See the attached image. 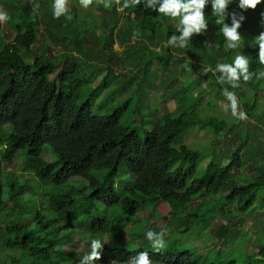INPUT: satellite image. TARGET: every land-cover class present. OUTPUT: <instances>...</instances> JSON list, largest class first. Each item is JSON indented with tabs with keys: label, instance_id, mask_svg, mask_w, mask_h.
<instances>
[{
	"label": "trees",
	"instance_id": "16d2710c",
	"mask_svg": "<svg viewBox=\"0 0 264 264\" xmlns=\"http://www.w3.org/2000/svg\"><path fill=\"white\" fill-rule=\"evenodd\" d=\"M158 1L154 5L156 9L163 3ZM41 3L42 0L25 3L24 0H0V12L5 13L6 27L15 34L14 41L0 49V153H5L4 158H0V264H137L141 252H147L152 264H209V261H214L210 264H264V248L259 249L258 254L242 253L238 258L232 255L233 251L215 250L212 251L215 258L211 260L212 253L201 257L176 246L154 249L158 251L149 253L151 245L146 243L137 247L133 238L130 242L122 239L129 221L147 206H151L153 212L162 204H169L175 219L190 218L195 224L200 219L186 215V211L192 204H197L198 214L205 212L208 223L215 209L208 211L209 206L198 203L207 195H215L218 191L226 193V201L222 202L219 197L216 201L223 206L235 203L236 214L232 211L223 214L234 219L244 215L259 197L264 196L263 171L244 178V184H239L233 173L245 165L243 152L250 148L247 140L242 142L239 135L234 136L235 148L228 156V164H222L225 154L213 151L206 172L197 176L202 156L182 145V136L201 127L212 133V146H215L221 135L231 131L233 125L220 117H202L197 110L191 109L197 100L193 93L185 91L176 95V110L159 119L156 132L146 131L144 137H140L134 128H125L121 124L128 110L144 119L139 107L129 108L123 101L112 112L93 113L95 90L92 78L95 74L92 72L99 71L94 61L100 60L96 59L92 47L82 46L88 37L90 44H98L101 51L110 53L106 58L110 62L113 56H118L114 51L115 36L121 45H125L134 37L129 33L133 29L134 34L139 33L140 41L148 40L156 45L157 36L170 34L173 29L171 21L184 27L180 21L187 13L182 12L173 19L145 8L147 0H141L139 5H132L129 0V6L123 9V23L128 31L120 23V14L115 23L110 24L108 34L101 37L98 32L102 27L83 28L76 16L59 20L40 17L35 10L42 7ZM229 4H234V0ZM259 6L264 13V0ZM202 11L207 29L216 30L214 58L206 61L195 55L192 57L195 62L185 65L188 52L182 47L178 55L166 48L156 55L164 65H177L176 73L200 70L219 94L226 93V89L235 93L236 88L228 83V74L215 71L220 63L235 67L229 59L225 60L227 38L221 32L223 23H217L219 17L212 12V0H207ZM112 12L121 13L115 7ZM233 13L237 20L245 17L241 20L243 24H254L260 17L250 9H229L227 5L225 23L229 27L232 26ZM161 30L166 32L161 33ZM182 34L177 36L178 39ZM44 36L50 42L44 41ZM191 37L201 39L202 34L193 33ZM3 39L0 20L1 44ZM58 45L69 46L79 54L78 57L54 58L48 49ZM258 52L259 43L246 50L247 74L250 76L247 82L237 69L238 86L248 87L252 92L253 101L240 93L245 115L252 119L257 107L254 99L264 93V64L259 62ZM28 55L33 61H26ZM198 61L206 66H200ZM66 62L73 63L75 68L66 70ZM107 72L111 78L109 84L119 79L113 70L107 68ZM87 90L91 91L89 95ZM256 122V128H261L262 132L264 120L259 116ZM255 145L262 149L261 142ZM45 149L55 157L54 162L51 159L46 161ZM17 159L24 162L23 174L5 172L4 163ZM123 165L128 167L132 180L117 187L119 169ZM94 174H100L101 178L94 177ZM32 179L37 183L34 184ZM73 180L82 182L84 188L72 183ZM37 197L43 203L36 208ZM33 212L34 219L26 223L25 218ZM82 226L86 229L82 240L85 245H90V252L91 241H101L102 247L97 249L101 256L99 260L79 259L77 250L65 253L59 250L60 243L75 240L76 229ZM149 230L151 227H145L144 232L138 229L135 238L144 239ZM170 240L172 238L167 241ZM51 252L59 257L53 259Z\"/></svg>",
	"mask_w": 264,
	"mask_h": 264
},
{
	"label": "rangeland",
	"instance_id": "374dc122",
	"mask_svg": "<svg viewBox=\"0 0 264 264\" xmlns=\"http://www.w3.org/2000/svg\"><path fill=\"white\" fill-rule=\"evenodd\" d=\"M32 2L34 0H24L25 2ZM49 1V2H46ZM42 0V7L35 10L40 17L49 18L53 20H59L62 17L76 16L78 22L83 28L95 29L102 27L98 34L102 37L108 34V30L119 18L120 23H123V17L125 15L124 10L121 13L112 12V8L125 9L123 7L125 0H120L119 4L116 0H108L110 7L105 8L104 4L100 0H93L92 4L87 8L83 7L80 0H66L67 11L60 15L59 18L54 15V5L56 0ZM15 2V1H14ZM158 2H163L160 0ZM115 5V6H114ZM239 0H234V4H228L229 9H238ZM262 6H259L255 10H251L254 14H260L259 18H256V22L243 24L241 20H237L241 27L237 30L241 36L239 42L232 41L233 44L238 45L235 49L227 47L228 40L225 42V49L227 51L226 61L228 59L233 64L236 56L242 54L246 58V50L250 47L257 46L258 42L256 38L264 32L262 28L264 23V17H261ZM241 9V8H239ZM111 10V11H110ZM244 10V9H241ZM0 13L4 14L3 11ZM3 26V41L0 49L3 45L12 43L15 39V34L6 27V20H1ZM172 28L170 34H163L162 37L157 36L155 44H150L148 40L140 41L137 36L139 33L134 34L132 29L129 33L133 34L128 43L121 45L115 36L114 51L118 56H113L109 62L110 53L106 50L100 49L98 44H90V37L87 42L82 45L85 48H91L96 53V59L99 62L94 61L95 65L99 66V71H94L95 74L93 89L95 90V97L93 99V113L96 115L107 114L112 112L113 109L119 104V102L126 101L129 108L139 107L142 114L145 116L141 119L140 116H134L132 110L125 112L121 124L125 128H134L140 137H144L146 131L156 132L159 119L174 112L177 108L175 97L183 92L193 93L197 96L196 102L191 106V109H195L202 117L216 116L228 120L232 125L231 131L228 130L221 135L219 141L215 146H212L213 135L210 131L203 128L191 129L182 136L181 144L188 149L198 152L202 158L198 166L197 176H203L206 172V167L211 160V154L213 151L216 153L225 154V159L222 162L223 165L229 163L228 156L235 148L233 142L234 136L239 135L242 142H248L249 149L244 150V166L241 169H235L234 175L240 181L239 184H244V178L250 177L255 174L256 171L264 172V130L260 132L256 118L259 116L264 120V93H259L254 99L257 107L254 108L252 113L254 119L245 115L243 109L240 93L246 98L253 101L252 92L248 87L237 86L235 87V99L237 107L235 113L231 106L232 101L228 99L227 93H230L228 89L226 93L219 94L214 88L211 81L206 79L200 70L184 73H176L178 70L177 65H164V62L159 60L156 53L160 51L163 53V48L168 49L173 54H179L180 40L178 35L183 33V28L178 26L176 22L171 21ZM125 31H128V27L123 23ZM118 28V27H116ZM116 28L114 33H116ZM94 30H92L93 32ZM166 31L161 30V33ZM160 34V33H158ZM215 29H207L200 39L191 37L186 39L185 47H182L188 52L185 65L189 62H195L192 57L195 55L199 58L209 61L215 57L214 49L215 45ZM175 36L177 39L169 43L171 38ZM44 41L50 42L44 36ZM39 45L35 47L37 51ZM48 52L56 59L65 57L66 55L78 57L74 49L69 46L62 47V45L51 46ZM25 57V55H23ZM81 57V56H80ZM106 59V60H105ZM26 61H33V57L27 56ZM199 62V61H198ZM200 66H206L204 63L199 62ZM221 64V63H220ZM66 70L72 71L75 65L70 62L64 64ZM113 70L118 74V78L112 84H109L110 77L108 76L107 68ZM111 67V68H110ZM212 68V67H210ZM109 85V86H107ZM91 91L87 90L86 94L89 95ZM86 95V96H87ZM215 102V103H214ZM244 116L241 118L240 114ZM263 129V128H262ZM261 142V148L259 149L255 144ZM255 143V144H254ZM46 161L50 159L55 160V157L50 151L45 149ZM242 153V154H243ZM5 153H0V158H4ZM17 155H21L18 153ZM5 172L9 174H23L24 162L21 159H17L13 162H6L3 165ZM94 177L101 178L100 174H94ZM132 180L131 173L126 165H123L119 169V179L116 181V186H124V182ZM191 181V180H190ZM32 182L36 184V180L32 179ZM73 180L72 183H75ZM77 183V182H76ZM78 187L84 188L82 182L77 183ZM90 192V191H88ZM261 194H259L260 196ZM221 198L222 202L226 201L227 194L218 191L215 195H207L198 201L200 205L209 206L210 210L202 208L203 211H212L209 221L205 219V212H199L197 204H192L186 211V215L191 214L195 218H199L195 224L188 218L187 220L175 219L172 215V208L169 204H162L152 212L151 206H147L144 210L139 211L128 223L122 232V239L125 242H130L133 238L135 246L140 247L149 244L151 248L149 253L158 250H154L152 241L147 236L144 239L135 238L137 230L145 231V227H151V231L159 235L160 232H164L162 239L165 240L166 249L171 247H178L184 252H189L194 255L205 257L206 255L212 256L211 260L215 258V254L212 251H233L232 255L235 258L241 256L242 253L247 255L258 254L259 249L264 248V196L258 198V202L251 207L245 214L238 215L237 218L231 216L226 218L223 214L232 211L236 214L235 203H229L228 206H223L222 203L216 201V198ZM42 199L37 197L34 202L37 208ZM223 206V207H222ZM222 207V208H221ZM35 213H31L27 216L26 223L34 219ZM207 226L204 229V224ZM85 226L77 227L76 237L74 241H64L60 243V249L62 253L71 252L77 250V257L79 259H87L90 255V245H85L82 240V234L85 233ZM167 241L168 239H171ZM155 239V238H154ZM135 240V241H134ZM106 242V241H105ZM144 242V243H142ZM214 249V250H212ZM131 251V248H127ZM53 259H57L59 254L50 253ZM214 262V261H209Z\"/></svg>",
	"mask_w": 264,
	"mask_h": 264
},
{
	"label": "clouds",
	"instance_id": "9594fccd",
	"mask_svg": "<svg viewBox=\"0 0 264 264\" xmlns=\"http://www.w3.org/2000/svg\"><path fill=\"white\" fill-rule=\"evenodd\" d=\"M93 0H80V3L83 7L87 8L91 5ZM101 3L104 4L105 8L110 7L108 0H100ZM120 0H116V3L119 4ZM132 5H139L141 0H130ZM157 0H147L145 4V8H152L153 10L157 11L158 13H162L165 16H170L171 18L175 19L177 16H180L181 13H187L183 15L182 20L180 21L181 24L184 25L183 34L179 38L180 39V47H185V41L187 38L191 37L193 33L196 34H203L207 29V22L205 19L204 12L202 9L205 8L207 0H163L161 6L156 9L154 5L156 4ZM231 2V0H212V12L214 15L218 16L219 19L217 23H223V27L221 28V32L223 33L224 37L227 38L228 43L227 47L230 49L237 48L238 45L233 44L232 41L239 42L241 40V36L237 31L241 24L236 19V14L233 13L232 18V26L229 27L226 20V8L227 5ZM262 0H239L238 7L244 10L252 9L255 10L258 5H260ZM66 0H56L54 5V15L55 17L59 18L60 15L64 14L67 9L65 7ZM129 6V0H125L123 5L124 8ZM36 7H39L36 5ZM122 11L123 9H118ZM264 16V13H261ZM6 19V16L0 13V20ZM245 17L241 16L240 20H244ZM177 38L173 36L169 43L176 40ZM256 41L259 43V52H258V59L261 64H264V32H262L257 38ZM249 61L245 58L244 55L238 54L234 60L235 67H232L229 64L221 63L217 65L215 71L219 70L222 73L226 72L228 74V83H232L233 87L238 86L239 76L237 75V69L241 70V73L244 74V80L247 82L250 79V76L247 74V65ZM220 82L222 78H219ZM235 82V83H234ZM228 99L232 101V108L235 113L237 102L235 99L234 93H227ZM241 118H243L244 114H240ZM147 238L152 241V246L155 249H162L165 247V240L162 239L164 236V232H160L159 235L157 233L149 230L146 233ZM155 238V239H154ZM101 241L98 239H93L91 241V253L87 256L89 260H99L101 258L100 254L97 252V249L101 248ZM147 252H141L139 255V261L137 264H152L148 260Z\"/></svg>",
	"mask_w": 264,
	"mask_h": 264
}]
</instances>
